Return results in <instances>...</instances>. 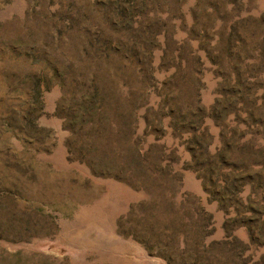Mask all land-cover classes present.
<instances>
[{
    "label": "rangeland",
    "instance_id": "obj_1",
    "mask_svg": "<svg viewBox=\"0 0 264 264\" xmlns=\"http://www.w3.org/2000/svg\"><path fill=\"white\" fill-rule=\"evenodd\" d=\"M0 264H264V0H0Z\"/></svg>",
    "mask_w": 264,
    "mask_h": 264
}]
</instances>
